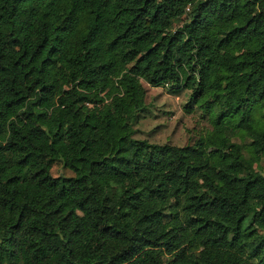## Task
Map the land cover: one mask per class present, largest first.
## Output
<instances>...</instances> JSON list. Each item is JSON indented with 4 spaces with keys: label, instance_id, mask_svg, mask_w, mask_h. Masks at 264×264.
<instances>
[{
    "label": "trees",
    "instance_id": "obj_1",
    "mask_svg": "<svg viewBox=\"0 0 264 264\" xmlns=\"http://www.w3.org/2000/svg\"><path fill=\"white\" fill-rule=\"evenodd\" d=\"M142 80L212 131L135 138ZM263 109L264 0H0V264H264Z\"/></svg>",
    "mask_w": 264,
    "mask_h": 264
},
{
    "label": "rangeland",
    "instance_id": "obj_2",
    "mask_svg": "<svg viewBox=\"0 0 264 264\" xmlns=\"http://www.w3.org/2000/svg\"><path fill=\"white\" fill-rule=\"evenodd\" d=\"M187 18L188 14L176 18L172 29L181 26ZM141 83L145 90V108L134 125L135 138L146 139L150 143L182 146L193 143L200 136L212 131V120L208 115L197 106L190 105V109L185 107L189 102L188 89L173 92L166 85L153 87L143 80ZM261 114L264 115V109ZM232 140L245 146L250 143V140L244 137H233ZM255 168L264 175V159H261ZM51 173L53 176L73 175L60 161L52 166Z\"/></svg>",
    "mask_w": 264,
    "mask_h": 264
}]
</instances>
